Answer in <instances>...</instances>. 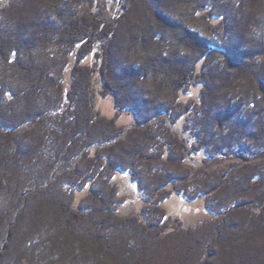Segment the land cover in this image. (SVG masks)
Listing matches in <instances>:
<instances>
[{
  "label": "trees",
  "instance_id": "trees-1",
  "mask_svg": "<svg viewBox=\"0 0 264 264\" xmlns=\"http://www.w3.org/2000/svg\"><path fill=\"white\" fill-rule=\"evenodd\" d=\"M124 1L110 21L85 10L84 0H14L3 11L0 264H264V161L237 175L197 179L190 192L188 148L166 121L119 139L117 119L95 104L99 91L137 123L163 114L176 121L190 110L182 93L203 85L201 145L216 154L238 148L264 156V64L233 41L242 25L225 24L215 40L208 29L189 27L204 20L210 28L211 16L225 22L208 0ZM244 1L252 8L259 0ZM78 45L64 95L65 70ZM92 52L94 65L81 64ZM239 84L242 96L231 106L225 97ZM221 95L223 104L216 101ZM65 97L69 106L57 114ZM26 124L32 127L22 131ZM77 155L84 158L80 175L72 181L57 174V160ZM118 170L130 171L155 198L144 218L116 212ZM177 182L194 200L212 193L209 208L217 217L196 229L167 217L160 205ZM78 187L90 189L80 202Z\"/></svg>",
  "mask_w": 264,
  "mask_h": 264
},
{
  "label": "rangeland",
  "instance_id": "rangeland-1",
  "mask_svg": "<svg viewBox=\"0 0 264 264\" xmlns=\"http://www.w3.org/2000/svg\"><path fill=\"white\" fill-rule=\"evenodd\" d=\"M14 0H0V20L3 15V11L11 6ZM213 5L211 13H224L226 14L225 22L223 23L221 18L212 17L211 27L208 28L204 20L197 21L189 25L193 29L200 33L208 32L212 34L214 40L217 39L220 28L225 24L229 25V28H238L243 26L239 32V37L233 38V41L240 46L242 51L254 52L251 54V61L256 65L264 64V0H259L252 8L247 7L244 0H208ZM126 3L124 0H84L83 7L90 13L94 12L101 19L110 21L116 18L122 9V6ZM2 11V12H1ZM205 14V13H204ZM229 32L227 33L226 40H230ZM80 45H78L74 52L70 55V64L65 70V78L63 81L64 95L70 90L73 82L72 67L75 64ZM96 51L99 47H95ZM95 51V50H94ZM95 52L89 54L81 64L92 67L95 63ZM248 62V60L245 59ZM200 69V68H199ZM201 70V69H200ZM243 82V81H242ZM189 91L182 93L181 102L184 105H189L190 110L183 117L176 121H172V118L163 114L160 117H155L148 123H137L133 113L129 111H122L115 105L114 98L110 95H104L99 91L95 95V104L100 111L101 115L107 118L117 119V124L123 128V133L118 137L119 139H126L128 135L135 129L146 130L148 127L157 128L163 121H166V126L169 127L171 134L183 141L187 146L186 158L183 161L185 168L193 174V179L189 182V191L194 190L199 185V180H208V178L214 177L216 174H222L229 171L233 175H237L245 165L249 164H261L264 161V156L260 153H251L241 149H234V151L223 150L220 153H213L210 147L201 145L199 135L201 134V126L199 121L202 120V107H203V85L193 83ZM232 91L225 98L229 100L231 106H234L241 94V85L239 84L235 90ZM222 96V95H221ZM224 96L217 97L216 101L223 104ZM63 108L60 111L61 114L68 106L69 101L65 97L63 102ZM248 106L243 104L240 107L243 113ZM57 114H54L57 116ZM31 124H26L23 128H31ZM21 131V132H22ZM119 141V140H118ZM113 142L107 144H95L92 148H88L95 151L96 149H103L110 146ZM47 155L49 153H46ZM83 156L77 155L75 157L68 156L67 158H60L56 161L57 174H66L73 181V177L80 173L78 170L83 169ZM94 165V164H92ZM81 172V171H80ZM84 176V175H83ZM80 176V180L84 179ZM232 177V176H231ZM53 180V177L47 179ZM114 189L118 190L120 202L117 204V213L122 216H141L145 217V210H148L155 205V198H148L145 191L141 189L139 183L133 178L130 171L118 170L113 177ZM46 185H44L45 187ZM80 186V185H79ZM182 187L181 183L177 182L175 185L168 186V190L172 192L161 205L167 217L178 219L183 223L185 228L196 229L202 226L205 222L215 219L217 215L213 213L209 208L213 194L198 196L191 199L186 196L185 193L179 192L178 188ZM69 192L71 188L67 186ZM75 199L80 202L84 197L90 193L89 187L86 189L76 188ZM173 222V221H172Z\"/></svg>",
  "mask_w": 264,
  "mask_h": 264
}]
</instances>
